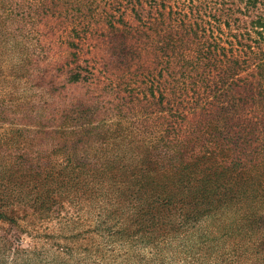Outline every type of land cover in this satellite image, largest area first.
Instances as JSON below:
<instances>
[{
  "label": "trees",
  "instance_id": "trees-1",
  "mask_svg": "<svg viewBox=\"0 0 264 264\" xmlns=\"http://www.w3.org/2000/svg\"><path fill=\"white\" fill-rule=\"evenodd\" d=\"M13 23L23 26L18 34L2 30ZM46 23L49 33L58 26L69 49L63 88L85 89L39 128L62 138L66 163L99 186L98 220L81 225V234L152 244L226 210L236 216L232 231L239 223L264 230V0H0V34L20 48L24 66L43 61L28 43L44 46L35 27ZM50 71H38L40 84ZM91 132L102 139L90 149L96 156L78 158L75 145H89ZM74 178L68 188H88ZM58 182L47 175L31 186L61 190ZM47 192L26 194L41 213L53 203ZM7 197L21 198L12 184L0 185V202ZM112 200L136 220L119 226L103 207ZM91 242L55 257L36 253L37 264H111L90 252ZM26 255L0 238V264H28Z\"/></svg>",
  "mask_w": 264,
  "mask_h": 264
},
{
  "label": "rangeland",
  "instance_id": "rangeland-1",
  "mask_svg": "<svg viewBox=\"0 0 264 264\" xmlns=\"http://www.w3.org/2000/svg\"><path fill=\"white\" fill-rule=\"evenodd\" d=\"M6 26L2 30L12 34H18L17 30L23 27L20 23ZM27 28L23 30L26 32ZM37 28L44 46H31L33 42H29V53H38L43 61L33 68L20 63L24 59L20 48L14 44L12 49L0 34V185L12 184L13 192L21 197H7L5 202H0V212L9 217L0 216V238L7 236L12 245H21L27 253L28 264H37L36 253H41V258L55 257L54 253H65L66 248L89 240L92 241L90 252L103 253L106 256L104 260L111 264H264V251L259 247L264 230L254 234L244 228L245 224L239 223L232 231L236 216L229 210L201 218L194 222V226H184L176 231L172 228L152 244H142L131 238L110 242L100 235L81 234L84 230L81 225L98 220L96 213L102 203L96 202L99 186L93 187L89 182L94 177L89 172L80 173L66 163L70 159L64 154L62 138L42 134L39 128L48 124L49 112L69 107L85 89L62 86L67 70L65 62L69 56L67 45H61L58 39L62 31L57 26V34L49 33L47 23ZM91 42L92 39L89 40ZM84 51L85 58L93 56L86 52V46ZM46 67L51 71L40 84L38 71ZM87 136L89 145L84 140L75 145L77 157L84 160L95 158L90 149L102 141L94 132ZM57 148H61L63 154L56 152ZM71 174L75 181L89 182L88 188L78 185L68 188L65 182L70 180ZM47 175L55 176L58 183L63 181L62 189L57 186L47 188L48 184L39 190L31 186L33 180L39 181ZM46 190L53 203L46 211L48 213L43 214L34 202L29 201L36 196L26 194L43 195ZM103 207L119 220V226L136 220L135 212L128 210L120 200H112ZM170 222L174 226L177 224V212L172 214ZM23 227L26 228L24 232L20 230ZM43 232L51 233L54 238H46ZM75 234L77 237H72ZM55 241L61 247L54 246Z\"/></svg>",
  "mask_w": 264,
  "mask_h": 264
}]
</instances>
